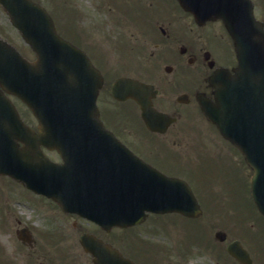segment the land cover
Here are the masks:
<instances>
[{
    "label": "water",
    "instance_id": "1",
    "mask_svg": "<svg viewBox=\"0 0 264 264\" xmlns=\"http://www.w3.org/2000/svg\"><path fill=\"white\" fill-rule=\"evenodd\" d=\"M0 2L37 54L31 63L0 41V85L25 100L39 120V131L35 133L18 120L4 102L6 98H0V103L10 107L8 113L0 104V170L52 195L69 209H76L75 200L106 205L105 212L83 210L98 222L106 218L112 223L137 219L142 213L135 214V210L143 208L137 204L146 194L151 196L147 205L152 207L153 189L149 193L138 192L137 182L122 175L126 168L139 173V164L121 149L96 117L97 70L85 53L55 32L51 18L40 6L30 0ZM179 2L197 20L221 15L235 36L239 67L234 76L225 73L216 80L217 89L226 87L216 97V106L202 107L253 165L256 172L252 192L264 214V30L253 21L245 0ZM144 86L136 80L120 78L113 91L118 97L126 94L140 101ZM14 138L28 144L18 148ZM39 143L56 147L64 163H50L37 149ZM255 150L260 155L256 156ZM124 179L128 180L126 192L121 188ZM74 190L78 192L75 195ZM127 204L132 206L128 208Z\"/></svg>",
    "mask_w": 264,
    "mask_h": 264
},
{
    "label": "flooded vegetation",
    "instance_id": "2",
    "mask_svg": "<svg viewBox=\"0 0 264 264\" xmlns=\"http://www.w3.org/2000/svg\"><path fill=\"white\" fill-rule=\"evenodd\" d=\"M35 1L44 5L48 0ZM126 1L121 0L124 4L128 3ZM96 10L100 12L101 8L97 7ZM123 11L125 17L127 12ZM1 12L4 14L0 8V35L4 37L8 34L9 28L5 26ZM167 13L166 26L157 24V19H154L158 27L156 41H153L156 53H151L154 71L153 77L151 73V77L146 78V81L152 82L159 91L153 98V107L169 117L167 125L164 121L165 129L162 132L144 129L145 134L140 136L139 131L142 129L138 124H144L140 119L138 105L131 99L111 98L106 88V91L102 89L99 93V108L104 114L105 121L110 124V128L127 145L132 148L133 143L138 144L151 160L163 165V169L173 174L185 175L191 173L192 156L204 152L202 142L197 140L193 142L190 132L193 113L197 111V108L199 110L197 99L212 97L213 86L209 79L218 66L234 65L233 43L220 20H210L200 26L189 24L184 31L176 32L170 26L172 15L170 11ZM83 15L79 13L81 18ZM156 15L153 13L152 17ZM11 99L14 100V97ZM140 137L142 140L137 141ZM202 157L203 155L200 159ZM40 208L41 210H34L28 216L31 219L30 223L35 224L31 233L35 239L25 244L26 252L20 254L19 259L14 253L12 259L1 258L0 254V264H97L95 255L84 251L78 245L80 237L84 234L95 235L103 242L116 246L124 256L131 258L136 264H188L190 262L179 255L165 261L161 260L162 248L156 247L157 244L150 248L138 234L126 233L123 228L103 229L74 213L64 212L55 204L44 200ZM17 224L29 227L27 221L21 225ZM225 239L215 241L214 263L244 264L225 254L227 248ZM72 243L75 245L71 246ZM149 254L151 257H148ZM249 254L252 260L250 264H254L255 255L250 250ZM259 264H264L261 258Z\"/></svg>",
    "mask_w": 264,
    "mask_h": 264
},
{
    "label": "rangeland",
    "instance_id": "3",
    "mask_svg": "<svg viewBox=\"0 0 264 264\" xmlns=\"http://www.w3.org/2000/svg\"><path fill=\"white\" fill-rule=\"evenodd\" d=\"M81 1L84 2V3H87L86 0H81ZM179 14L180 15L177 16V18H179V21L183 22V25L187 24V26H188L189 24H191L190 17L187 14H182V13H179ZM57 16L59 18V15H57ZM63 16L64 17H69V15L66 14L64 10H63ZM67 23L69 24L68 27H66V25H63L61 23L58 24L59 27L61 28V31L64 32V33L66 32V36L68 35V37L71 36V35L76 37V35L78 34V31L72 24H70L71 23V18H68ZM70 38H72V37H70ZM127 39H128V41H130L129 37H127ZM131 40H133L132 37H131ZM96 43L97 44L101 43V45L105 44V46H103V48L106 47L105 48L106 52H104V49H103V51H101V54H102L103 58L105 59V61L108 62V63H113V65H117L115 62L121 61L122 63H127L130 60L135 59L139 63H141V62L143 63L144 62L143 65L146 66L147 62L145 63V61H146L145 57L148 54V51H149L148 49L145 50V54L144 53L138 54V53L131 52V53H129L127 55L126 53H123L124 55H126V57H128V58H125V56L121 52H119L118 50L114 51L116 48L112 49V48L108 47V46H112L111 44L115 45V42L111 43V42H108L106 40L105 41L104 40L103 41L102 40H97ZM97 59H98V62L100 64V66H102V61L103 60L99 56H98ZM110 66H111V64H110ZM107 70H109V69H107ZM123 71H125V70H123ZM132 71H136V70H132L131 68L128 67L127 72L130 73ZM235 154L238 157L236 155L233 157V158H235V160H233V163L235 165H236V163H239V168H236V167H234L232 165H229L228 168H227V167H225L224 165H222L220 163H207L206 164V168H204V172L205 173L202 175L205 178L202 181L199 182L200 189L197 188V185H196V187L195 186L194 187L196 188V190L197 189L198 190H205L209 194H211V196H215V195L218 194V190L220 189V186L218 184H221L224 181V178H229L228 179L229 180V184L227 185V188H228L227 190H228L230 196H229V198L225 197L223 201H224L225 204L230 203L231 205H233L235 207H238V210L240 211V213H244V210H248V209L250 210V208L248 207V206H250V203L249 202H247V203L244 202V200H245L244 197L246 196L245 192H244V190L246 188L244 181L248 180L249 171H248V168L245 166L241 155L238 154V153H235ZM232 159H230V161H232ZM11 182L12 181H10L9 179H7L5 177H2V179L0 180V185L1 186L9 185V183H11ZM13 186H15V188L17 190L13 189V190L7 191L10 196L16 194V192H19V193H22V194H26V191L23 190L20 186H18L16 184H13ZM6 190L7 189H0V196L2 195V192L6 191ZM232 211H236V210L233 209ZM226 212H227V210L224 211V215L225 216H229V217L232 216L230 213L228 214ZM251 212L253 213V211H251ZM17 213H19V212H17ZM253 214L256 215V212L254 211ZM255 215L251 217L250 221H252V222L256 221V223H259L260 219H258V217H256L257 215L256 216ZM150 222L151 221L149 219L146 223L142 224V226H141L142 228L141 229L145 231L148 227H150ZM230 222H232V220H228L225 223L231 224ZM237 224H238V222H237ZM259 225L260 226L258 227V231H255L253 233L252 240H253V242H258L260 245H263L264 223L262 222V224H259ZM225 227H230V226L225 225ZM240 227H239V229H240ZM5 231L7 233L5 235H3L2 238H4V240H6V246L9 247V250L12 249V251H13V249L15 247L20 248V245H19L20 243L12 235V232L9 229H5ZM168 232L171 233V234L175 233L174 230H170V229L168 230ZM128 236L132 237L133 235H128ZM143 252H147V250H143ZM153 252H150V253H153ZM167 252H169V251H167ZM262 252L264 254V250H262ZM10 253H11V251H10ZM148 257H151V255L149 254ZM163 257H164V254L160 253V258H163Z\"/></svg>",
    "mask_w": 264,
    "mask_h": 264
}]
</instances>
